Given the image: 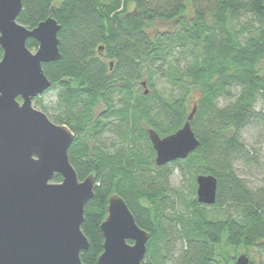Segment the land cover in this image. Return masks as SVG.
<instances>
[{"label": "trees", "instance_id": "trees-1", "mask_svg": "<svg viewBox=\"0 0 264 264\" xmlns=\"http://www.w3.org/2000/svg\"><path fill=\"white\" fill-rule=\"evenodd\" d=\"M17 23L28 30L50 10L60 26V60L42 70L55 91L56 125L74 135L68 161L79 181L92 175L93 196L81 231L97 264L100 225L116 194L148 233L142 264H234L264 259V0H21ZM26 47L35 51L33 39ZM2 51L0 50V58ZM155 79L170 86L165 97ZM146 83L144 95L141 83ZM45 92V93H47ZM199 147L185 160L157 167L147 130L166 137L192 108ZM257 134L256 146L241 133ZM257 145H259L257 147ZM239 165L260 171L249 189ZM177 172L182 187L170 179ZM217 181L216 202L195 196V178ZM60 176L53 178L54 183ZM259 264V263H258Z\"/></svg>", "mask_w": 264, "mask_h": 264}, {"label": "water", "instance_id": "water-1", "mask_svg": "<svg viewBox=\"0 0 264 264\" xmlns=\"http://www.w3.org/2000/svg\"><path fill=\"white\" fill-rule=\"evenodd\" d=\"M21 10V0H0V264H81L80 255L88 250L83 211L95 179L78 180L67 156L74 135L32 106L51 87L42 65L61 58L60 26L51 9L45 21L28 30L16 21ZM28 39L37 42L35 51L26 47ZM141 87L147 95L146 83ZM195 112L193 107L184 125L166 137L147 130L157 167L185 160L199 147L191 129ZM56 175L59 183L53 182ZM195 185L197 202L213 206L216 179L199 175ZM100 232L97 264L143 263L148 233L116 194L107 201ZM234 264L251 263L241 254Z\"/></svg>", "mask_w": 264, "mask_h": 264}, {"label": "rangeland", "instance_id": "rangeland-1", "mask_svg": "<svg viewBox=\"0 0 264 264\" xmlns=\"http://www.w3.org/2000/svg\"><path fill=\"white\" fill-rule=\"evenodd\" d=\"M155 84L156 90L163 94L165 97H168L170 93V86L162 79H155ZM32 106L36 110L44 113L48 118L55 117V115L53 114V109H55V91H49L47 93H44L40 97L34 99L32 101ZM257 109H264V105L258 106ZM257 136V134H253L251 131H244L241 133V138L244 143L252 146H256L258 139ZM258 146L259 145H257V147ZM258 148L260 149V155L264 163V142L260 144ZM234 171L237 177L241 181H243L249 189L256 190L261 187L262 175L260 171L247 170L239 165H235ZM170 185L175 189H179L183 185L176 171L173 173L170 179ZM251 259L255 262V264H264V259H261L258 255L254 254L253 252L251 253Z\"/></svg>", "mask_w": 264, "mask_h": 264}]
</instances>
